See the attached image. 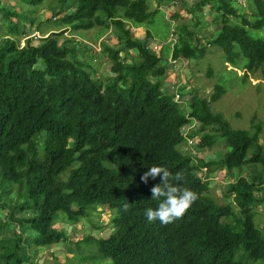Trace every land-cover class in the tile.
Masks as SVG:
<instances>
[{
  "label": "trees",
  "instance_id": "1",
  "mask_svg": "<svg viewBox=\"0 0 264 264\" xmlns=\"http://www.w3.org/2000/svg\"><path fill=\"white\" fill-rule=\"evenodd\" d=\"M5 1L0 0V29L6 28V35L0 33V264H32L40 250L66 242L68 227L84 218L91 232L82 231L67 248L78 253L79 264H264V216L259 220L257 210L264 211V150L257 141L262 124L252 117L248 128L233 129L210 107L238 77L233 69L243 72L242 84L264 80V0H194L184 9L192 19L176 26L172 50L164 44L169 49L162 45L158 55L147 45L150 31L142 38L130 27L153 26L158 14L170 25L160 6L178 0H158L153 9V0ZM44 1L49 17L24 16L23 3L34 13ZM178 8L170 17L181 16ZM204 11L216 29L196 39ZM25 22L29 32L40 34L27 35L21 46ZM85 36L94 44L104 38L98 51L80 46ZM208 47L231 68L228 84L223 78L224 83L209 81L212 94L202 98L197 79L186 74L193 90L181 98L190 104L177 105L174 91H161L167 59L181 56L189 67L202 65ZM204 62L210 78L213 67ZM187 127L193 128L183 138ZM190 139L193 153L182 151ZM153 166L183 170L186 182L180 186L199 197L168 226L145 216L159 203L150 189L160 178L141 181ZM222 172L229 182L217 197L209 189ZM93 212L111 218L106 225L101 217L93 223ZM60 220L65 229H56ZM107 226V237L93 236Z\"/></svg>",
  "mask_w": 264,
  "mask_h": 264
},
{
  "label": "rangeland",
  "instance_id": "2",
  "mask_svg": "<svg viewBox=\"0 0 264 264\" xmlns=\"http://www.w3.org/2000/svg\"><path fill=\"white\" fill-rule=\"evenodd\" d=\"M18 1L19 0H6L5 2L8 5H15ZM236 1L237 3H241V1L243 3L245 2V0H236ZM193 2L194 0H178L176 2V5L185 4V7L176 6V9L177 7H179L178 9H179V14L181 15V17L174 18L173 21L175 23L178 21H185L188 19L187 17H189V15L187 16V13H185L184 9L186 7H189L191 4H193ZM243 3H241L240 5H242ZM48 4H49L48 1H44L43 3H41V5H37L34 7L36 12L31 13L29 12L28 5L23 3L24 5L23 14L24 16H30L31 18H34V21L38 15H41L43 19H46L47 17L50 16V12L45 6ZM155 4H157V1L150 2V5H155ZM161 7L164 8L168 16V19H169L170 15L173 14L172 11L174 10L173 7L175 6H173L172 4H168L167 2L164 1L161 3ZM203 14H204L203 22L205 23V26H203L201 32L198 34L200 38L206 37V36L210 37L211 34H213L214 30L216 29V25L212 23V20H213L212 14L207 11H204ZM155 19L157 21L155 25L152 26L151 24H149V27L147 25L146 26L149 29V31L154 32V34L159 35V38L161 40H164L168 34L169 25L168 23L162 20V17L159 14L155 16ZM27 25L29 24L25 22L23 26L24 28H26L25 35L23 34L19 37L21 46L24 44L27 35H28L27 37H32V36L39 37V34H40L39 32H32V33L29 32L31 28H27ZM0 33L6 35V28L0 29ZM90 35L92 36L91 33ZM133 35H141V33L134 31ZM102 39L104 38L97 40L96 44H94L92 43L89 37L85 36V38H81L80 46H85L89 48L90 50L94 49L93 47H96V51H98L99 50L98 45L100 44ZM108 39H109L108 45L113 46L116 44L115 39H112V37H109ZM37 41L38 40H33V42H37ZM203 43L207 46L206 42H203ZM158 45H159L158 42H154V45L151 44V47L154 49ZM164 46L166 49L167 48L169 49L167 45H164ZM215 50L218 52L219 58L221 59L222 58L221 50L217 48H215ZM92 52H89V54L91 55ZM207 52H211V54L208 53L207 56H205V59H202L203 61L202 65H199L200 63L195 62L196 64L194 63L191 65V67H189L188 63L185 61L186 63H184L183 67L181 68V71L178 74L175 73L172 76H167V75L164 76L163 86L161 90H164L165 88L168 89L169 85L175 84V83L177 84L181 83V85H183L182 81L183 79H185V76L183 75L187 74L189 77L191 76L192 79H197L193 81L194 85L198 88L197 94L202 97H206L208 99L210 96V93L212 92L211 87L213 86V84L211 83L217 82L220 80V78H223V79H226L225 84H228L231 72L235 71L238 77L234 78L233 82L227 88L226 94L219 101L212 103L210 107L211 109H214V110H220L219 113H221L224 116V118L228 121V123L233 129L242 130V129L248 128L250 118L254 117L255 123L260 122L262 124L261 132L259 134L257 141H258V144L262 146V149L264 150V80H261L259 78H250L247 82L242 84L240 82L239 76H241L243 72L239 70H235V69L230 71L231 68L224 63L223 59L221 62H219V59L216 58V53L214 52L213 48L208 47ZM204 61L210 62L211 66L213 67V69L211 68L212 76L210 78H207L206 76L207 62H204ZM186 67L187 68L189 67V70L188 69L186 70ZM176 69H178V67H176L174 70ZM99 73L102 75L101 81H106V76H108L106 71H104L103 69H100ZM209 81L211 82L210 84H209ZM219 82L224 83L223 80H220ZM185 87H187V90L189 89V92H192L193 89L191 90L190 85H186ZM192 128L193 127L191 128L187 127V129L184 128L182 130V133L184 134V136H187L188 131L191 130ZM194 146H195V143H194ZM191 148H193V144L192 145L188 144L187 147L182 148V151H185V150L192 151ZM208 152L209 151H206L205 153H208ZM198 156L203 157L204 153L203 155L199 154ZM244 172L248 173V170H244ZM222 174L223 172L219 173L213 179V183L210 185L211 193L217 197L218 196L220 197V192H221L220 187L223 184H226L227 182H229V180L222 178ZM257 210L259 211V215H260L259 220H260L261 216L262 215L264 216V211H261L259 207L257 208ZM1 213L3 214V212ZM30 215L31 214L26 215V217ZM91 215H92V218L95 219L93 220V223L97 221L96 219L101 217L99 223L103 225H106L109 222V219L111 218V214L109 213H104L101 216L99 213L93 212ZM59 217H63V215L60 213ZM86 220L87 218H84L83 221H81V223L75 226H72V227H68L67 232H68L69 239H67L66 242H62L59 245L53 246L49 249L40 250V252L37 253L35 260L32 262V264H79V257H76L78 253L68 251L67 248H73L74 246L73 243L80 239L82 235L80 233L82 231H84L85 234H89L91 232L90 229H88L90 226L88 224L87 225L83 224ZM259 220L257 216L254 217L255 225ZM58 225L59 226H55L56 229H59L60 227L62 229H65L67 226V225H63V222L61 220L58 223ZM262 225L264 227V221ZM110 231H112V227L107 226V227H104L100 231L92 232V234L95 237H107L110 234ZM83 247L87 248L84 244H83ZM103 263L104 261L101 262V264Z\"/></svg>",
  "mask_w": 264,
  "mask_h": 264
},
{
  "label": "clouds",
  "instance_id": "3",
  "mask_svg": "<svg viewBox=\"0 0 264 264\" xmlns=\"http://www.w3.org/2000/svg\"><path fill=\"white\" fill-rule=\"evenodd\" d=\"M153 1H157V4L152 5L151 8L153 9V7L156 5H158V8H159L158 0H153ZM165 2H167V1H165ZM176 2H167V3L175 6L173 8L176 9V6H180V4L176 5ZM241 3H243V2L241 1ZM241 3H238V4H241ZM160 8L164 9L161 6H160ZM188 15L189 14H187V16ZM180 17L181 16L169 17V23H170L169 31H168V34L164 40H161L159 38V35H156V34H154V32L150 31L151 38H149V40L147 41L148 42L147 45L156 55H158V49H160L161 46L164 44H170V47L172 50L173 45L175 44V41L177 39L176 26H177L178 22H182L183 24H186L187 23L186 21L188 19H192V17L189 15V17H187L188 19L185 21H178L176 23L173 21L174 18H180ZM165 18H168V16H165ZM130 28H131L130 29L131 34H134V31L139 32V33H141V35H136V36H141L142 38H144V33H146V31L149 30L145 26L130 27ZM189 29L191 31L193 30L191 27H189ZM110 37H112V39H115L112 35H110ZM198 38H200V37L197 34L196 39H198ZM115 41H116V39H115ZM154 42H158L159 45L153 49L151 47V44L154 45ZM98 47H99V45H98ZM186 62L183 60V58L181 56L174 58L170 55L169 58L167 59V67L165 68L166 75L172 76L175 73L178 74L181 71V68L183 67L184 63H186ZM176 67H178V69L174 70ZM168 68L170 69V72H168ZM187 69L189 70V67L188 68L186 67V70ZM183 76H185V74ZM182 82H183V85H181V83L180 84L175 83V84H171L168 87V89L165 88L164 90H161V91H165L167 89L170 92L174 91L175 95H174V98L172 100L177 105H179L181 100L185 101L186 104H190L189 103L190 98H188L187 101L183 100L181 98V95L189 92V89L187 90V87H185L187 84L185 79H183ZM176 85H177V87H176ZM191 90H192V88H191ZM211 94H212V92L210 93V95ZM200 97H202V96H200ZM202 98H206V97H202ZM189 111H190V109L188 108L186 110V112H189ZM186 115H187L186 118H189L188 114H186ZM194 123L196 124L195 121H194ZM182 137L185 138L186 136H182ZM194 143H195V141L190 139V140H188V142L186 144L184 143L183 144L184 147L183 146L182 147L185 148L188 146V144L189 145L193 144V148H194ZM182 147H179V148L182 150ZM193 148H191L192 151H189V152L192 153ZM184 152H188V151L185 150ZM158 177L160 178L161 183L153 186L150 189V192H151V199L153 201H159V203L155 209H153V208L146 209L145 216H146L148 222H150V223L159 221V223L162 226H168L169 224H172V223L176 222L177 220L182 219L184 217V215L187 213V211L192 207V205L198 200L199 197H198V194L196 192L190 190L187 187H181L180 186V182H186V176H185V172L183 170L176 171L175 173H173V172H170L166 167L153 166V167L149 168V170L146 171L141 176V181L144 184H147L149 178H152L153 180H155ZM215 177H212V178L214 179ZM202 181H204V180H202ZM210 189H209V193L211 194ZM128 207H129L128 204H125L124 210L128 211Z\"/></svg>",
  "mask_w": 264,
  "mask_h": 264
},
{
  "label": "crops",
  "instance_id": "4",
  "mask_svg": "<svg viewBox=\"0 0 264 264\" xmlns=\"http://www.w3.org/2000/svg\"><path fill=\"white\" fill-rule=\"evenodd\" d=\"M168 72H170V69L168 68Z\"/></svg>",
  "mask_w": 264,
  "mask_h": 264
}]
</instances>
